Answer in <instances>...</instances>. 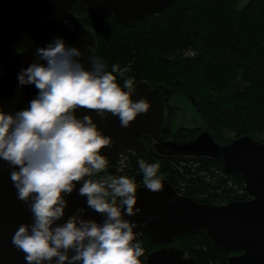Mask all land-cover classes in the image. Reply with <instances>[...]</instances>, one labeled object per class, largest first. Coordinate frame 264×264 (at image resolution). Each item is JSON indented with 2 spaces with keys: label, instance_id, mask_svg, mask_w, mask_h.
<instances>
[{
  "label": "water",
  "instance_id": "95a60500",
  "mask_svg": "<svg viewBox=\"0 0 264 264\" xmlns=\"http://www.w3.org/2000/svg\"><path fill=\"white\" fill-rule=\"evenodd\" d=\"M173 2L0 0V110L15 115L28 109L31 100L38 95L34 85L21 86L18 81L21 71L32 63H46L37 57V49L46 47L56 38L63 39L66 46L81 52L80 62L85 70L91 71V57H96V34L103 31L110 20L123 26H134L149 15L162 13ZM84 13L93 18L97 26L95 30L80 28L72 31L66 26L65 21L70 16ZM18 49L22 50L15 52ZM134 87L132 100L145 99L151 107L146 114H139L128 128L121 127L119 118L111 114L101 117L87 109L75 112L78 119L91 116L98 130L111 138L110 146L102 149L101 155L107 160L126 153L144 156L153 148L155 153L152 154L159 157L216 159L228 174L242 177L250 197L210 206L180 194L166 179H162L164 190L159 193L144 186L137 188L136 207L141 211L131 217L125 214L124 218L140 225L133 230L135 239L143 235L158 246L147 253L141 264H196L195 259L186 256L174 242L199 233H205L217 250L232 253L226 264H264V143L245 135L222 144L211 131L184 142L165 141L164 138L172 133L168 110L174 115L178 110L174 100L191 101L197 114L201 115L199 118L209 122L203 117L198 100L164 85L152 87L147 80L137 82ZM177 93L181 98L172 100ZM175 131L177 134L178 129ZM145 135L151 136L155 144L141 138ZM13 170L18 171V168L13 169L0 158V264H27L25 253L12 244V238L21 225H32L34 218L29 204L18 198V191L10 178ZM74 183L73 192L63 194L67 204L64 216L53 227L62 226L73 216L103 224L105 217L91 209L87 197L79 194L83 182ZM75 254L69 251V258ZM51 264H57V258H53Z\"/></svg>",
  "mask_w": 264,
  "mask_h": 264
},
{
  "label": "clouds",
  "instance_id": "9594fccd",
  "mask_svg": "<svg viewBox=\"0 0 264 264\" xmlns=\"http://www.w3.org/2000/svg\"><path fill=\"white\" fill-rule=\"evenodd\" d=\"M36 55L46 63H32L21 71L18 81L21 86L34 85L38 95L28 109L15 115L0 110V158L18 168L10 178L34 218L32 225L18 228L12 244L25 253L27 264H51L53 258L57 264H141L144 249L133 243V230L140 225L124 218L141 211L136 207V182L111 175L92 179L106 171L107 158L101 150L110 146L111 138L98 130L91 116L78 119L75 112L87 109L101 117L111 114L119 118L121 127L128 128L151 105L145 99L132 100L135 80L125 77L127 68L114 64L107 71L92 56V70H85L81 52L66 46L63 39L37 49ZM113 73L125 77L123 88ZM138 163L144 187L162 192L160 163ZM81 181L79 194L105 217L103 224L73 216L53 227L67 207L63 194H71L74 182ZM69 251L76 254L69 258Z\"/></svg>",
  "mask_w": 264,
  "mask_h": 264
},
{
  "label": "trees",
  "instance_id": "16d2710c",
  "mask_svg": "<svg viewBox=\"0 0 264 264\" xmlns=\"http://www.w3.org/2000/svg\"><path fill=\"white\" fill-rule=\"evenodd\" d=\"M241 1L174 0L162 13L149 15L134 26L110 20L96 34V58L107 71L114 64L127 68L125 77L133 78L135 84L147 80L152 87L164 85L194 96L220 143L245 135L264 143V0H248L238 8ZM70 18L77 30L97 27L86 13ZM113 75L123 88L125 77ZM237 79L243 87L236 85ZM228 134L232 137L226 138ZM126 155L128 165L123 173L118 171L120 157L116 156L107 160L105 172L92 179L125 176L139 188L144 185L138 162H159L158 175L194 200L218 206L250 199L247 192L233 196L227 183L233 180L245 191L244 180L228 174L219 160ZM137 242L144 249L139 258L144 263L147 253L158 246L143 235L133 243ZM174 245L196 264H226L232 254L217 250L205 233L177 239Z\"/></svg>",
  "mask_w": 264,
  "mask_h": 264
},
{
  "label": "rangeland",
  "instance_id": "374dc122",
  "mask_svg": "<svg viewBox=\"0 0 264 264\" xmlns=\"http://www.w3.org/2000/svg\"><path fill=\"white\" fill-rule=\"evenodd\" d=\"M248 2V0H242L239 4H238V8H241L243 7L246 3ZM237 86H240V87H243V83L241 82V80L237 79V83H236ZM168 88V87H167ZM170 89V88H168ZM172 90V89H171ZM179 92V91H178ZM181 93V92H180ZM176 98H181L179 96V93L175 94L173 96V99H176ZM197 102V100H196ZM173 103L178 107V110H177V113L175 114V119L174 121H177L178 124L180 125L183 121L184 122H187L191 119V117L195 116L197 114V110L196 108L194 107L193 103L187 99H177V100H174ZM181 130L178 129V133H180ZM182 135L184 136H187L188 134L187 133H184L182 132L181 133ZM232 137V134H228L226 135V138H231ZM171 141L172 140H175V141H179V142H184L186 140H182L178 137H174L173 139H170ZM221 143H223V141H221ZM127 154V153H126ZM124 154L123 156H118L120 157L118 160H117V167H118V171L119 172H122L125 170V168L127 167L128 165V156ZM193 165V164H192ZM195 165H193V168H194ZM228 189L234 191V194L233 196H236V195H243V193H239V189H240V186L235 183L233 180H230L228 183ZM181 191H184L182 189V186H181ZM117 204L119 206V199L117 201ZM212 264V263H211Z\"/></svg>",
  "mask_w": 264,
  "mask_h": 264
},
{
  "label": "flooded vegetation",
  "instance_id": "af4514ba",
  "mask_svg": "<svg viewBox=\"0 0 264 264\" xmlns=\"http://www.w3.org/2000/svg\"><path fill=\"white\" fill-rule=\"evenodd\" d=\"M22 49H18V50H15V52H18V51H21ZM201 115L199 114H196L195 116L191 117V119L187 122H182L180 125L178 124L177 121H174V118H175V115L172 113V111L169 109L168 110V117L172 118V122H170V126L172 127V133L170 136L164 138V140H170V139H173L174 137H178L180 139H187V138H192V137H195L197 136L198 134L202 133V132H210L211 130V123L210 121L208 123H206L204 120L200 119ZM204 118H206L204 115H203ZM208 119V118H207ZM168 124V123H167ZM177 129H180V133L178 134H175L174 132H176L175 130ZM182 132L184 133H187L188 135L185 136V137H182L183 135L181 134ZM181 136V137H180ZM141 138L145 139V141L147 143H151L152 144H155V141L152 139L151 136H141ZM151 145L149 147H151ZM151 151L150 152H147L146 154H151V155H154L152 153H155L153 148L150 149ZM195 159H204V158H193L192 160H195ZM214 169V168H213Z\"/></svg>",
  "mask_w": 264,
  "mask_h": 264
},
{
  "label": "built area",
  "instance_id": "2783aa9c",
  "mask_svg": "<svg viewBox=\"0 0 264 264\" xmlns=\"http://www.w3.org/2000/svg\"><path fill=\"white\" fill-rule=\"evenodd\" d=\"M65 24H66V26H67L69 29H71L72 31H76V30H77V29H76V25L73 23V21H72L71 18L66 19ZM121 156H123V155H121ZM238 192H239V193H243V192H245V191H244L243 189L240 188Z\"/></svg>",
  "mask_w": 264,
  "mask_h": 264
}]
</instances>
